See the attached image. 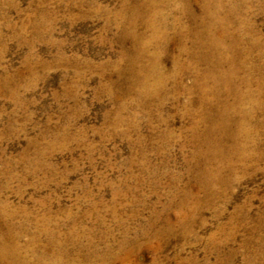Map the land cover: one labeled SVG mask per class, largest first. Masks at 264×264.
<instances>
[{"label": "rangeland", "instance_id": "rangeland-1", "mask_svg": "<svg viewBox=\"0 0 264 264\" xmlns=\"http://www.w3.org/2000/svg\"><path fill=\"white\" fill-rule=\"evenodd\" d=\"M150 1L0 0V245L16 249L9 261L103 264L113 254L112 264H264V114L232 113L214 147L204 132L217 99L200 107V90L188 91L195 79L211 87L203 73L214 49L179 73L192 61L180 49L195 40L178 32L195 25L179 12L183 0L157 10L164 24L141 9ZM260 4L244 3L264 43ZM202 5L191 1L197 16ZM139 8V19L120 15ZM251 60L263 65L249 83L264 104V53ZM156 78L165 83L154 92Z\"/></svg>", "mask_w": 264, "mask_h": 264}, {"label": "bare ground", "instance_id": "bare-ground-1", "mask_svg": "<svg viewBox=\"0 0 264 264\" xmlns=\"http://www.w3.org/2000/svg\"><path fill=\"white\" fill-rule=\"evenodd\" d=\"M144 1V0H143ZM146 1V0H145ZM150 1V0H148ZM173 1V0H172ZM184 1V4L182 5H179V8L181 12V15H182V18H186L187 21L189 22V24L191 25H195V27H183L181 32L179 31L178 32V35L179 37L182 36L185 32V34H188L191 38H193L195 40V42L192 43V49L194 50H190V52L188 50H186L184 48V46L180 49L181 52L183 53H189V55L191 57L189 62L191 61L189 65L190 68H178L177 71L179 70V73L180 71H184V69L188 70V69H197L196 67V64L199 62L198 58H199V55H198V51L201 50V48H205V47H208V48H213L214 49V62L210 64L209 68H206V71L203 73V76L204 78H208V79H211V82H212V85L209 89H204V86H209V85H204L203 87H201V84L199 82H197V79H193L194 81L192 82L193 83V86L192 88L188 89L189 92H192V91H195V90H200V94L198 95V98H197V104L202 107L204 104H205V98L208 97V96H211L213 98H215V100L217 99V104H216V109H215V112H214V116H212V118L210 120H208V123H207V126H206V132H204L205 134H207L206 136L204 137H207V136H211V137H214L213 138V145L214 147L216 146V144H220L221 141H222V137L219 135V134H224L223 131H224V128L225 126H229L228 124H231V114L232 113H239L242 118L241 119H245L246 121L247 120H250L249 118L251 116H254V114L252 115L253 112H255L254 110H257V111H260L262 112V114H264V104H262L263 102L260 103V101H258L255 96H254V92H252L251 88H253L249 81H250V76L255 73L256 71H258L261 67H263V65H258V64H255L252 62L251 60V56L253 53H256L257 57H261L262 54L264 53V43L262 42L261 37L260 38H254V30L251 26V24H249V17H248V13H249V10H250V6L247 5L245 6L244 3H245V0H243V2L241 3H238V2H234V0H203V5H202V13H201V16H197L193 11L192 7H191V1L192 0H183ZM168 0H155L154 2L150 1V4L149 6L147 7L145 5V7L147 8H143L141 7V9H146V10H149L150 12V18L151 20L154 19H160L161 21H163L162 24L166 23V16L164 17V13L163 14H159L157 12V10L160 8V7H163L165 8L167 5H168ZM225 2H229L228 4L225 3ZM146 3V2H145ZM149 2H147L148 4ZM194 4V3H193ZM226 4H227V7H226ZM142 5V4H141ZM245 7H244V6ZM140 6V5H139ZM134 7V6H133ZM121 8V7H120ZM162 8V9H163ZM166 8H169L168 6ZM128 9V8H127ZM131 9V8H130ZM140 8L139 9H134L132 11H127L126 9H122L120 11V15L121 17H123L124 19L125 18H129L130 20H136V19H139L141 18L142 16H140L141 14L138 12L141 10ZM161 10V9H160ZM171 10V9H170ZM259 10L264 13V5L262 6L261 4L259 5ZM143 11V10H142ZM162 13V12H161ZM168 13V12H167ZM142 14H145L142 13ZM148 15V14H147ZM163 15V16H162ZM167 15V14H165ZM184 15V16H183ZM146 16V14L144 15ZM170 16V15H168ZM120 17V16H119ZM118 17V18H119ZM179 17V16H178ZM173 21H174V24L178 23L180 24L181 23V18H177V17H173L172 18ZM171 19V21H172ZM252 19V18H251ZM154 20L152 22H154ZM145 21V19H144ZM126 22V21H125ZM137 22V21H136ZM135 22V23H136ZM170 22V20H169ZM129 23V22H128ZM146 23V22H145ZM158 23V22H157ZM173 23V22H172ZM159 25V24H158ZM166 25V24H165ZM177 25V24H176ZM182 25V24H181ZM151 26V25H150ZM149 26V27H150ZM168 26V24H167ZM174 26V25H173ZM184 26V25H183ZM122 27V26H121ZM133 27V26H132ZM135 27V25H134ZM148 26H146L147 28ZM159 27H162L161 25ZM165 27V26H164ZM175 27V26H174ZM178 27V26H177ZM175 27V28H177ZM180 27V26H179ZM178 27V28H179ZM254 27V26H253ZM167 28V27H165ZM133 30V28H131ZM149 29V28H148ZM164 29V28H163ZM169 29V28H168ZM167 29V30H168ZM180 29V28H179ZM135 30V28H134ZM152 30V29H151ZM173 30V29H172ZM175 30V29H174ZM149 31V30H148ZM159 31V30H158ZM166 30H164L165 32ZM178 31V30H177ZM124 32V31H123ZM152 32V31H151ZM127 33V32H126ZM175 33V32H174ZM173 33V34H174ZM134 33H132L133 35ZM151 34V33H150ZM154 34V33H153ZM156 34V33H155ZM160 34V33H159ZM131 35V33H130ZM135 35V34H134ZM152 35V34H151ZM157 35V34H156ZM166 35V34H165ZM257 35V34H256ZM146 36V35H145ZM148 36V35H147ZM136 37V35H135ZM138 37V36H137ZM141 37V36H140ZM152 37V36H151ZM157 37V36H156ZM162 37V36H161ZM168 37V36H167ZM166 37V38H167ZM134 38V36H133ZM163 38V37H162ZM161 38V39H162ZM184 38V36L182 37ZM151 39V38H150ZM149 39V41H150ZM154 39V38H153ZM152 39V40H153ZM200 39V41L198 42V40ZM249 39L248 42L245 43V41ZM137 40V39H136ZM151 40V41H152ZM160 40V39H159ZM166 40V39H165ZM208 40V41H206ZM145 41V40H144ZM143 41V42H144ZM161 41V40H160ZM168 42V40H166ZM140 42L142 43V41L140 40ZM163 42V41H161ZM151 43V42H150ZM149 43V44H150ZM154 43V42H153ZM147 44V43H146ZM152 45V43H151ZM153 46V45H152ZM141 47V46H140ZM143 47V45H142ZM145 47V46H144ZM154 47V46H153ZM156 47V46H155ZM188 49V48H187ZM213 51V50H212ZM211 52V51H210ZM154 53V52H153ZM161 53V52H160ZM207 53V52H206ZM144 54V53H143ZM157 54V53H156ZM155 55V54H154ZM152 56V55H151ZM206 56H208L206 54ZM138 57V56H137ZM153 57V56H152ZM153 59V58H152ZM138 60V59H137ZM151 60V59H150ZM178 61V60H177ZM150 62H153V61H150ZM158 62V61H157ZM152 64V63H151ZM155 64V63H154ZM183 64V63H182ZM158 65V63L156 64ZM187 65V66H188ZM154 66V65H153ZM185 66V67H187ZM150 67V66H148ZM156 67V66H155ZM154 67V68H155ZM199 67V66H198ZM150 69V68H149ZM160 69V68H159ZM144 70L148 71V68H144ZM154 70V69H153ZM175 70V69H174ZM173 70V71H174ZM261 70V69H260ZM152 71V69H151ZM158 71V70H157ZM174 72V76H176L177 78V75L178 73ZM191 71V70H190ZM145 72V71H144ZM247 73V77L246 78H243L242 76H240L241 73ZM150 73V72H149ZM152 73V72H151ZM195 73H197V71H195ZM194 73V75H195ZM259 73V72H258ZM261 73V72H260ZM256 74V73H255ZM154 75V73H153ZM157 75V74H156ZM154 75V76H156ZM198 75V73H197ZM146 76V75H145ZM151 76V75H150ZM149 76V77H150ZM158 76V75H157ZM167 76V75H166ZM200 76V74H199ZM240 76V77H239ZM245 76V74H244ZM143 77V76H142ZM179 77V76H178ZM196 77V76H195ZM201 77V76H200ZM140 78V77H139ZM153 77H151L152 79ZM169 78V77H168ZM258 78V77H257ZM264 78V77H262ZM261 78V79H262ZM145 79V78H144ZM148 79V78H147ZM199 79V78H198ZM259 79V78H258ZM167 80V78H166ZM206 80V79H205ZM204 80V81H205ZM155 81V80H154ZM173 81V80H172ZM262 81V80H261ZM143 82V81H142ZM176 82V81H175ZM251 82V81H250ZM263 82V81H262ZM261 82V83H262ZM146 83V82H145ZM164 80L161 81V79H157L156 78V82H154V86L153 89L154 92H157L158 90H156V88H159V87H162L163 84H164ZM191 83V84H192ZM239 84H242L244 85L243 87L245 88L244 91H241L240 90V86ZM256 84V83H255ZM259 84V83H258ZM263 84V83H262ZM260 85V84H259ZM146 86V85H145ZM149 86V85H148ZM255 86V85H253ZM175 87V86H174ZM178 87V85H177ZM176 87V88H177ZM264 87V86H263ZM145 88V87H144ZM242 89V88H241ZM260 89V86H258V90ZM152 90V88H151ZM187 90V89H186ZM151 93V92H150ZM198 93V92H197ZM258 93V92H257ZM260 90H259V94H260ZM148 95V94H147ZM153 95V93L151 94ZM155 96V94H154ZM259 97V95H258ZM261 97V95H260ZM229 98H232L233 102L232 103H227V100ZM262 99V97H261ZM213 100V99H212ZM207 101V100H206ZM192 102V101H191ZM196 102V101H195ZM196 104V103H195ZM243 105L244 106H248L249 108V111H242L241 110V106ZM263 105V106H262ZM204 107V106H203ZM201 109V108H199ZM206 109V108H205ZM214 109V108H213ZM188 110V109H187ZM191 110V109H190ZM189 110V111H190ZM210 111V109H209ZM208 111V112H209ZM192 112V111H191ZM196 112V111H195ZM199 112V110H198ZM202 112V110H201ZM197 114V113H196ZM207 114V113H206ZM205 114V115H206ZM210 114V113H209ZM192 116V115H191ZM194 116V115H193ZM192 116V117H193ZM204 116V115H202ZM208 116V115H207ZM210 116V115H209ZM196 117V116H195ZM205 117L201 118L200 120L198 119V121L192 126V131L194 133V136L198 135V127L200 124L203 123V119ZM209 118V117H208ZM253 118V117H252ZM254 119V118H253ZM207 120V119H206ZM242 120V121H243ZM255 120V119H254ZM205 122V121H204ZM234 122V121H233ZM238 122V121H237ZM249 123V122H248ZM247 123V124H248ZM205 124V123H203ZM234 124V123H232ZM246 124V123H245ZM236 125V123H235ZM234 126V125H233ZM237 127V126H236ZM229 128V127H228ZM233 128V127H232ZM231 128V129H232ZM203 129V128H202ZM236 129V128H235ZM228 130V129H227ZM226 130V131H227ZM230 131V130H229ZM239 131V130H238ZM246 131V130H245ZM231 132V131H230ZM192 133V132H191ZM204 133L202 135H204ZM219 133V134H218ZM236 133V132H235ZM247 133V131H246ZM237 134V133H236ZM241 134V133H240ZM231 135V134H230ZM229 135V136H230ZM238 135V134H237ZM236 135V136H237ZM227 136V135H226ZM228 136V137H229ZM198 137V136H197ZM233 137V136H232ZM240 137V135H239ZM202 138V137H201ZM230 138V137H229ZM242 138V137H241ZM206 139V138H205ZM236 139V137H235ZM234 139V140H235ZM209 140V139H208ZM212 140V139H211ZM210 140V141H211ZM228 140V139H227ZM238 140V139H237ZM206 141V140H205ZM225 141V140H224ZM240 141V140H239ZM243 141V140H242ZM246 141V139H245ZM231 142V141H230ZM237 142V141H236ZM240 142H238V145H239ZM243 143V142H242ZM206 144V143H205ZM234 144V143H233ZM246 144V143H245ZM204 145V144H202ZM236 145V146H238ZM242 145V144H241ZM205 146V145H204ZM212 146V145H211ZM220 146V145H219ZM200 147V146H199ZM231 147V146H230ZM209 148V147H208ZM219 148V147H218ZM217 148V149H218ZM221 148V146H220ZM228 148V147H227ZM236 148V147H235ZM247 148V147H246ZM226 149V148H224ZM208 150V149H207ZM220 150V149H219ZM232 150V149H231ZM224 151V150H223ZM196 152V151H195ZM200 152V151H199ZM205 152V151H204ZM214 152V151H213ZM212 152V154H213ZM231 152V151H230ZM229 152V153H230ZM236 152V151H235ZM240 152V151H239ZM237 152V153H239ZM246 152V151H245ZM202 153V151H201ZM211 153V152H210ZM216 153V152H215ZM218 153V152H217ZM194 154V153H193ZM198 154V153H196ZM208 154V153H207ZM206 154V155H207ZM200 155H203V154H199V157ZM215 155V154H214ZM194 156V155H193ZM198 156V155H197ZM209 156V155H208ZM223 156V155H222ZM198 157V159H199ZM214 157V156H212ZM195 158H197L195 156ZM209 158V157H208ZM202 159V158H201ZM200 159V160H201ZM204 159V158H203ZM213 159V158H211ZM241 159V158H240ZM209 160V159H208ZM224 160V159H223ZM204 160H202L203 162ZM206 161V159H205ZM201 162V161H200ZM209 162V161H208ZM212 162V161H211ZM214 163V162H213ZM212 163V164H213ZM223 163V162H222ZM198 164V163H197ZM196 164V165H197ZM199 165V164H198ZM201 166V165H200ZM205 166V165H204ZM208 167V166H207ZM206 167V168H207ZM205 169V168H204ZM214 169V168H213ZM201 171V170H200ZM208 172V170H206ZM210 172H212L210 170ZM209 172V173H210ZM214 173V172H213ZM199 174V173H198ZM208 174V173H207ZM196 175V173H195ZM212 175V173H211ZM214 175V174H213ZM204 176V175H203ZM202 177V176H201ZM208 177V176H207ZM206 179V177H205ZM201 180V179H200ZM208 180V179H207ZM213 180V179H212ZM211 180V181H212ZM199 181V180H198ZM210 181V183H211ZM196 182V181H195ZM213 182V181H212ZM214 183V182H213ZM201 184V183H200ZM204 184V183H203ZM209 185V184H207ZM212 185V184H211ZM210 185V186H211ZM201 186V185H200ZM207 188V187H206ZM209 188V186H208ZM204 189V188H203ZM211 190V188H210ZM212 191V190H211ZM187 192V191H186ZM191 192V191H189ZM211 193V192H210ZM186 194V193H185ZM196 194V193H195ZM183 196V194H182ZM195 198V197H194ZM197 198V197H196ZM208 199V198H207ZM188 200V199H187ZM184 201V200H183ZM186 201V200H185ZM200 201V200H199ZM187 203V202H186ZM198 203V202H196ZM188 205V203H187ZM193 205V204H192ZM183 206V204H182ZM185 206V205H184ZM189 206V205H188ZM197 206V205H196ZM181 207V206H180ZM179 207V208H180ZM198 207V206H197ZM3 208V207H2ZM186 208V207H185ZM188 208V207H187ZM196 209V207H195ZM187 210V209H186ZM197 210V209H196ZM188 211V210H187ZM2 213V212H1ZM0 213V214H1ZM5 213V212H4ZM183 214V211L181 212ZM180 213V214H181ZM185 213V212H184ZM193 213V212H192ZM191 213V214H192ZM197 213V211H196ZM11 215V214H10ZM2 216V214H1ZM5 216V215H4ZM8 216V215H7ZM186 216H188L186 214ZM195 217V216H194ZM183 219V218H182ZM193 219V218H192ZM181 221V220H180ZM188 221V220H187ZM5 222V220H4ZM179 223V222H178ZM182 223V221H181ZM180 223V225H181ZM190 223V221H189ZM185 224V222H184ZM193 224V223H192ZM191 225V224H189ZM165 226V224H164ZM182 227V225H181ZM185 227V226H184ZM7 228V226H6ZM5 228V229H6ZM162 228V227H161ZM188 228V227H187ZM4 231H7L5 230ZM167 229V228H166ZM12 230V229H11ZM10 230V231H11ZM42 230V229H41ZM163 230V229H162ZM184 230V229H183ZM191 230V229H190ZM189 230V231H190ZM8 232L7 235L11 232ZM17 231V230H16ZM44 231V230H43ZM48 231V230H47ZM161 231V230H160ZM165 231V230H164ZM170 231V230H169ZM173 231V230H171ZM188 231V230H187ZM186 231V232H187ZM2 232V231H1ZM57 232V231H56ZM79 232V231H78ZM145 232V231H144ZM153 232V231H152ZM162 232V231H161ZM191 232V231H190ZM4 233V232H3ZM37 233V232H36ZM85 233V232H84ZM155 233V232H154ZM153 233V234H154ZM157 233V232H156ZM155 233V234H156ZM163 233V232H162ZM182 233V232H181ZM38 234V233H37ZM36 234V235H37ZM72 235V233H70ZM161 234V233H159ZM170 234V233H169ZM188 234V233H187ZM191 234V233H189ZM15 235V234H14ZM17 235V234H16ZM34 235V234H33ZM32 235V236H33ZM35 235V236H36ZM46 235V234H45ZM76 235V234H75ZM125 235V234H124ZM168 235V233H167ZM182 235V234H181ZM184 235V234H183ZM3 236V235H2ZM5 236V235H4ZM11 236V235H10ZM8 236V237H10ZM38 236V235H37ZM59 236V235H58ZM81 236V235H80ZM146 236V235H145ZM154 236V235H153ZM159 236V235H158ZM178 236V235H177ZM8 237H7V240H8ZM39 237V236H38ZM54 237V236H53ZM74 237V236H73ZM168 237V236H167ZM11 238V237H10ZM16 238V237H15ZM19 239V237H17ZM36 238V237H35ZM77 238V237H76ZM161 238V237H160ZM0 239H1V236H0ZM159 239V238H158ZM16 240V239H15ZM31 240V239H29ZM33 240V239H32ZM31 240V241H32ZM37 240V239H36ZM60 240V239H59ZM67 240V239H66ZM49 241V239H48ZM70 241V240H69ZM74 241V240H73ZM72 241V242H73ZM3 242H6V241H3ZM12 242V241H10ZM29 242V241H28ZM75 242V241H74ZM94 242V241H93ZM16 243V242H15ZM31 243V242H30ZM35 243V242H34ZM88 243V242H87ZM13 244V243H12ZM36 244V243H35ZM77 244V242H76ZM124 243L120 244V247L119 249L124 251V246H123ZM126 244V243H125ZM9 245V244H8ZM19 245V244H18ZM47 245V244H46ZM53 245V244H52ZM60 245V244H59ZM62 245V243H61ZM79 245V244H78ZM48 246V245H47ZM58 246V245H57ZM80 246V245H79ZM22 247V246H21ZM33 247V246H32ZM45 247V246H44ZM50 247V246H49ZM56 247V246H55ZM26 248V247H24ZM31 248V247H30ZM52 247H50V250H51ZM58 248V247H57ZM60 248V246H59ZM137 248V247H136ZM27 249V248H26ZM47 249V247H46ZM49 249V248H48ZM62 249V248H61ZM128 249V247L126 248ZM140 249V248H139ZM23 250V249H22ZM60 250V249H59ZM21 251V250H20ZM49 251V250H48ZM62 251V250H61ZM128 251V250H127ZM129 251H132L129 250ZM16 252V249L14 247H10L9 249L7 248V246H2L0 245V264H30L29 261L26 259V258H22L21 260H14V261H9V258L8 257L9 255L13 254L12 255V258H14V254ZM47 252V251H46ZM51 252V251H50ZM58 252V251H57ZM65 252V251H64ZM120 252V251H119ZM125 252V251H124ZM60 253V252H59ZM122 253V252H121ZM127 253V252H126ZM18 254V253H17ZM16 254V255H17ZM21 254V253H20ZM41 254H43V252H41ZM48 254V252H47ZM51 254V253H50ZM131 254V253H130ZM57 255V254H56ZM66 255V254H64ZM127 255V254H126ZM47 256V255H46ZM44 256V257H46ZM100 256V255H99ZM98 256V257H99ZM30 257V256H29ZM62 257V256H61ZM101 257V256H100ZM107 257V256H106ZM126 257V256H125ZM42 258V257H40ZM51 258V257H50ZM103 258V257H101ZM120 258V257H119ZM11 259V258H10ZM58 259V258H56ZM37 260V259H36ZM43 260V259H42ZM117 260V255H113V254H110L109 257L106 258V260L104 259L102 262L103 264H112L113 261H116ZM51 261H54V260H51ZM61 261V260H60ZM34 262V261H33ZM59 262V261H58ZM57 262V263H58ZM44 263V262H43ZM41 260H39L36 264H43ZM63 263V261H62ZM114 263V262H113ZM32 264V262H31ZM52 264V262L50 263ZM55 264V262L53 263Z\"/></svg>", "mask_w": 264, "mask_h": 264}]
</instances>
